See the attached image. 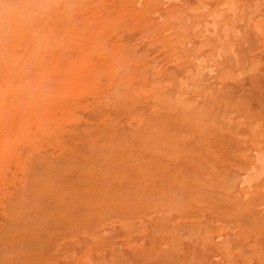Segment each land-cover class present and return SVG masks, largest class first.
Instances as JSON below:
<instances>
[{
    "label": "bare ground",
    "instance_id": "1",
    "mask_svg": "<svg viewBox=\"0 0 264 264\" xmlns=\"http://www.w3.org/2000/svg\"><path fill=\"white\" fill-rule=\"evenodd\" d=\"M0 264H264V0H0Z\"/></svg>",
    "mask_w": 264,
    "mask_h": 264
}]
</instances>
